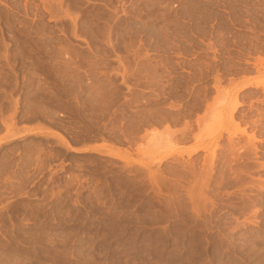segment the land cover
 <instances>
[{"label":"rangeland","instance_id":"obj_1","mask_svg":"<svg viewBox=\"0 0 264 264\" xmlns=\"http://www.w3.org/2000/svg\"><path fill=\"white\" fill-rule=\"evenodd\" d=\"M261 58L264 0H0V264H264Z\"/></svg>","mask_w":264,"mask_h":264},{"label":"crops","instance_id":"obj_2","mask_svg":"<svg viewBox=\"0 0 264 264\" xmlns=\"http://www.w3.org/2000/svg\"><path fill=\"white\" fill-rule=\"evenodd\" d=\"M19 130L17 131L18 134L24 135V134H31V133H47L49 132L43 125H40L38 123H30V124H23L18 127ZM4 140V135H0V142ZM80 148V147H77ZM90 150H93L94 147L91 145L89 148Z\"/></svg>","mask_w":264,"mask_h":264},{"label":"bare ground","instance_id":"obj_3","mask_svg":"<svg viewBox=\"0 0 264 264\" xmlns=\"http://www.w3.org/2000/svg\"><path fill=\"white\" fill-rule=\"evenodd\" d=\"M257 47H259V46H257ZM256 47V48H257ZM261 47V49H262V46H260ZM253 49V48H252ZM259 49V48H258ZM254 51V50H253ZM258 51V50H257ZM262 51V50H261ZM260 51V52H261ZM255 52V51H254ZM235 58V57H234ZM264 58H261V61H259L258 60V62H263L262 60H263ZM235 61V60H234ZM240 61V60H239ZM255 61H256V59H255ZM255 61H253V62H255ZM251 62V61H250ZM246 63H248L247 62V60H246ZM255 63H257V62H255ZM252 64V63H251ZM230 66V65H229ZM248 66V65H247ZM251 66V65H250ZM262 66V65H261ZM245 67V66H244ZM254 67V66H253ZM258 67V66H257ZM243 68V67H242ZM249 68H251V67H249ZM241 69V68H240ZM258 69V68H257ZM256 69V70H257ZM241 71H243V70H241ZM246 71V70H245ZM248 71V70H247ZM238 73H240V72H238ZM244 73V72H243ZM248 74V73H247ZM258 74V73H257ZM252 79V78H251ZM250 78L249 79H246L245 80V83H243V85H241L240 83V86H241V90L242 89H245V88H247V87H253L254 85H255V87L257 86V87H259L260 88V86H263L264 85V78L262 79V80H257V81H253V80H251ZM241 82H243V81H241ZM239 86V87H240ZM237 88H235V90H236ZM203 91V90H202ZM207 91V90H206ZM237 91H239V89L237 90ZM243 92V91H242ZM208 93H209V91H208ZM233 93H235L234 91H233ZM207 94V93H206ZM232 94V93H231ZM238 94V93H237ZM237 94H236V96H237ZM235 95V94H234ZM232 97V96H231ZM225 99V98H224ZM226 100V99H225ZM222 104V103H221ZM238 104V103H237ZM242 104V103H241ZM240 104V102H239V106L241 105ZM236 107H237V105H236ZM234 110H235V108H234ZM237 112H239L238 111V109H237ZM229 116V115H228ZM1 144V143H0ZM74 151H76V152H79V151H85V149H78V148H74L73 149ZM197 150V149H196ZM195 150V151H196Z\"/></svg>","mask_w":264,"mask_h":264}]
</instances>
